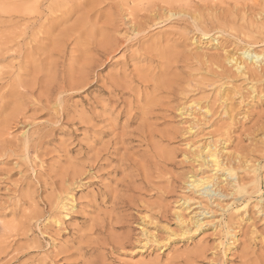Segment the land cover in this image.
Listing matches in <instances>:
<instances>
[{
  "label": "rangeland",
  "instance_id": "1",
  "mask_svg": "<svg viewBox=\"0 0 264 264\" xmlns=\"http://www.w3.org/2000/svg\"><path fill=\"white\" fill-rule=\"evenodd\" d=\"M255 54L264 0H0V264H264Z\"/></svg>",
  "mask_w": 264,
  "mask_h": 264
},
{
  "label": "bare ground",
  "instance_id": "2",
  "mask_svg": "<svg viewBox=\"0 0 264 264\" xmlns=\"http://www.w3.org/2000/svg\"><path fill=\"white\" fill-rule=\"evenodd\" d=\"M31 7V6H30ZM27 9V8H26ZM31 9H33L31 7ZM34 11V10H33ZM173 14V13H172ZM212 40V39H211ZM220 43V42H219ZM243 50V49H242ZM243 52V51H242ZM247 52H250L249 50V47L247 49L244 50L243 52V55L246 54ZM244 59V58H243ZM247 59H250L251 62L248 63V61H244V60H239L238 58H234V57H231L229 59V62L233 63V66H235V69L236 71L240 74L239 76L241 77V75H248L250 74L252 71V75L253 73H257L259 71H256V69H253L252 67L255 68L256 64L258 65L259 63L261 64V62L264 60V59H260V55L259 54H255V55H248L247 56ZM255 64V66H251L252 64ZM259 66H263V65H259ZM252 68V69H251ZM260 68V67H259ZM258 68V69H259ZM250 69L252 71H250ZM262 69V67H261ZM254 70L256 72H254ZM236 73V72H235ZM254 74V75H255ZM258 74V73H257ZM257 74L255 75L256 78H257ZM238 75V74H237ZM251 75V74H250ZM250 75H248V78L250 77ZM251 75V77H252ZM244 77V76H243ZM246 77V76H245ZM244 77V78H245ZM250 77V78H251ZM246 80H248L246 78ZM250 80V79H249ZM252 80L254 81V79L252 78ZM252 82V81H251ZM253 84V82H252ZM231 85V84H230ZM255 85H252L251 88L254 89ZM236 88V87H234ZM233 89V88H232ZM228 92H231V91H227V94ZM233 93V92H232ZM237 93V92H236ZM235 95V94H234ZM229 96V95H228ZM225 97V96H224ZM228 98V97H227ZM226 98V99H227ZM227 101V100H226ZM223 152V151H222ZM200 153V152H199ZM203 155L205 157H203ZM198 157H203V160L207 163V162H210L211 166H213L212 168L214 169L215 168V171H220L222 170V175H224L221 179V177H214V173H212L210 176H203V177H200L198 179H193L192 182H191V186H194L195 188H199L205 184L209 185V184H213V185H216L217 187L220 185V183H224L227 187L229 188H232L234 189L235 191H238L239 192H242V191H245V187L244 185H242L240 183L239 180H237V178H233V179H229L230 177L232 178L234 175H235V171L232 167H227L225 163H223V160L221 159V150L220 148H218L216 145H212V144H208L207 146H205L204 148V151L203 153H200L198 154ZM209 164V165H210ZM207 165V164H206ZM220 178V179H219ZM257 179H254L252 181V184L254 185V187H258L257 186ZM258 190V189H257ZM72 198V197H71ZM71 204V203H70ZM65 205V204H64ZM63 206V205H62ZM66 206V205H65ZM64 207V206H63ZM62 207V208H63ZM61 210V209H60ZM196 216V215H195ZM194 217V216H193ZM60 218V217H59ZM59 220V219H58ZM190 220V219H189ZM195 220V219H194ZM201 220L197 219L195 221L196 225H199V223ZM60 222V221H59ZM188 222V221H187ZM195 225V226H196ZM192 227V226H190Z\"/></svg>",
  "mask_w": 264,
  "mask_h": 264
}]
</instances>
